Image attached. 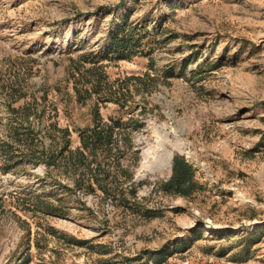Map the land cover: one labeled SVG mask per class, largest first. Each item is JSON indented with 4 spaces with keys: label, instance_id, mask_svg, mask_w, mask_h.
<instances>
[{
    "label": "rangeland",
    "instance_id": "1",
    "mask_svg": "<svg viewBox=\"0 0 264 264\" xmlns=\"http://www.w3.org/2000/svg\"><path fill=\"white\" fill-rule=\"evenodd\" d=\"M124 14L153 33V65H98L110 80L154 79L132 100L137 113L145 106L133 166L140 211L57 188L42 165L0 172V264H264V0H0V117L9 114L2 85L19 81L13 107L29 103L78 146L74 130L91 124L96 99L77 100L75 67L92 66L83 55L99 59ZM169 67L175 76L165 80ZM98 108L105 120L114 114L111 103ZM175 154L205 188L191 198L159 188ZM20 191L61 198V210L23 213L11 204Z\"/></svg>",
    "mask_w": 264,
    "mask_h": 264
},
{
    "label": "trees",
    "instance_id": "2",
    "mask_svg": "<svg viewBox=\"0 0 264 264\" xmlns=\"http://www.w3.org/2000/svg\"><path fill=\"white\" fill-rule=\"evenodd\" d=\"M108 33L110 42L99 59H88L83 55V63H91L92 66L75 67L78 77L72 89L77 100L83 102L94 97L96 102L91 111V124L74 130L78 146L73 149L72 134L68 128H61L50 116L44 120L40 116L41 112L31 110L29 103L13 107L24 96L20 92L19 81L2 85L8 94L6 104L9 114L5 118L0 117V172L18 174L26 168L33 169L42 165L45 168L44 178L53 179L57 188L61 186L68 192L80 190L84 195H100L101 201H109L112 207H120L133 214L140 211L141 205L137 197L133 166L138 162L135 134L144 128L145 106L137 113L138 104L132 100L135 95L144 97L150 94L154 79L146 73L148 79L131 75L124 79L110 80L103 66L98 64L104 60L120 62L140 57L147 59L149 66H152L151 54L156 40L144 24H130L128 14H124L120 23ZM188 64L183 63V70ZM162 75L166 80L173 78L175 73L169 67L162 71ZM98 103H111L114 114L107 120L103 119ZM54 172L64 174L71 180L72 186L62 184L55 178ZM159 188L165 195L182 198H191L205 189L198 181L194 168L179 154L172 157L171 176L161 181ZM11 198V204L17 209L33 216L38 213L58 214L63 202L61 198L52 202L30 191L17 192ZM6 203L7 200H0L1 205ZM46 232L51 237L64 239L67 244H81L51 227ZM154 258L158 259L159 256L154 255ZM157 259L153 262H157Z\"/></svg>",
    "mask_w": 264,
    "mask_h": 264
}]
</instances>
